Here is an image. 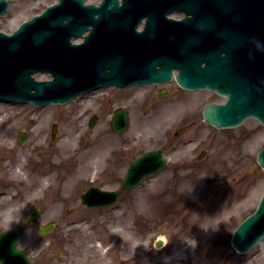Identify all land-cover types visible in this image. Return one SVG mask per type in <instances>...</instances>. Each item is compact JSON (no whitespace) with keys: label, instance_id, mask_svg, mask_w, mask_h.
Wrapping results in <instances>:
<instances>
[{"label":"rangeland","instance_id":"374dc122","mask_svg":"<svg viewBox=\"0 0 264 264\" xmlns=\"http://www.w3.org/2000/svg\"><path fill=\"white\" fill-rule=\"evenodd\" d=\"M57 1L9 0L0 29L11 32ZM162 86L167 96L156 97ZM224 100L176 81L100 88L38 108L0 100V232L24 227L20 244L29 246L35 236L23 220L39 206V220L57 222L42 241L43 264H264V238L246 253L231 243L264 195V168L257 162L264 126L252 117L231 128L206 123L205 104ZM113 106L129 109L124 133L111 127ZM93 114L99 121L88 129ZM160 146L170 159L166 170L124 190L112 206L82 204L84 189L121 187L131 158Z\"/></svg>","mask_w":264,"mask_h":264},{"label":"water","instance_id":"95a60500","mask_svg":"<svg viewBox=\"0 0 264 264\" xmlns=\"http://www.w3.org/2000/svg\"><path fill=\"white\" fill-rule=\"evenodd\" d=\"M181 1L124 0L120 5L119 0H105L96 7L83 4V0H61L49 6L42 15L22 23L14 34L0 32V96L36 103L65 101L102 84L161 81L171 78L178 68L181 72L177 79L184 85L216 88L228 95L227 103L206 106L207 122L217 127L234 126L252 115L264 124V10L259 15L260 36L254 33L252 21L250 37L240 16L246 0H193L205 10L213 7L220 13L211 21L210 30L214 27L216 34L209 40L214 32L210 35L207 30L205 38L194 32L183 33L178 23L167 18L169 8ZM6 8L7 1L0 0V14ZM144 16H148L147 26L138 31ZM91 25L86 41L73 45L72 37L83 34ZM201 42L205 53L197 49ZM204 60L207 64L202 66ZM38 70H50L55 79L35 81L32 73ZM118 114L113 128L121 131L127 126V114L124 110ZM257 160L264 167V147ZM165 164L161 149L143 155L131 165L123 186L137 185ZM99 190H89L83 199L101 205L115 201L120 194ZM36 213L33 211L30 217ZM52 228L53 224L39 231L43 234ZM263 236L264 196L257 211L237 227L232 242L245 252ZM16 241V231L0 235L1 263L32 264L16 247Z\"/></svg>","mask_w":264,"mask_h":264},{"label":"flooded vegetation","instance_id":"af4514ba","mask_svg":"<svg viewBox=\"0 0 264 264\" xmlns=\"http://www.w3.org/2000/svg\"><path fill=\"white\" fill-rule=\"evenodd\" d=\"M155 94V92H154ZM38 224V223H36ZM37 226V225H36ZM45 249L42 240H37L34 243H31L28 247L27 250L33 255L35 256V260L37 262H35L36 264H43L42 261L39 259V253L43 252Z\"/></svg>","mask_w":264,"mask_h":264}]
</instances>
